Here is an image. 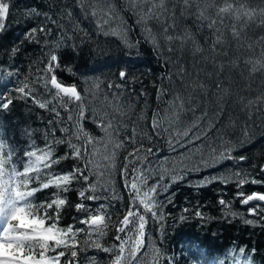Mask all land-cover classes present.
I'll return each instance as SVG.
<instances>
[{"label":"trees","instance_id":"16d2710c","mask_svg":"<svg viewBox=\"0 0 264 264\" xmlns=\"http://www.w3.org/2000/svg\"><path fill=\"white\" fill-rule=\"evenodd\" d=\"M110 2L116 5V16L105 26L108 31L105 34L104 29L97 27L96 18L82 11L76 0H9V16L5 21V30L0 33V92L7 88L15 96L14 89L20 81H35L43 74L48 49L61 41L63 47L58 53L64 68L57 70L58 78L66 84L76 83L80 89L99 82L96 98L89 97V101L98 109L103 107L109 112L111 109L106 108L105 96L113 104L124 106L126 116L114 114L117 120H123L128 126L120 138L125 139L135 127L141 133L137 140H143L145 148H153L148 166L154 170L161 166L174 167L184 176L182 180L169 183L167 191L159 196L164 205L165 219L162 223L150 221L146 238L148 257L151 258L153 247H159L164 257L173 264H240L237 253L240 247H244L246 256L255 250L250 257L251 264H264V219L249 215L247 209L252 205H241L240 200L235 198L238 191L235 183L225 186L216 182L204 187L196 186L202 179L224 176L237 169L264 179V173L260 172L261 165H264V102L259 99L264 97V71L251 73V65L245 63L264 54V26L256 22L261 18L259 10L264 8V0H247L250 7L257 9V17L246 27H242L243 21L236 22L230 18H225L223 24H217L224 42L217 46L216 51L210 50L215 39L213 31L203 27L194 16L182 14L183 5L179 0H168V11L164 16L159 21H149L158 47L147 38L137 12L130 11L124 0H105L101 7ZM32 9L40 15H34ZM67 11L72 12L71 19ZM165 21L167 25L174 24L175 28L169 27L166 33ZM233 23L241 29L238 40L231 35ZM116 26H119L121 36L111 34V28ZM40 27L51 31L45 35L39 32ZM32 28L37 29L34 39L26 37ZM184 30L195 35L204 49L202 54L194 55L191 43L180 47L165 39L169 34H180ZM125 33L127 42L122 38ZM13 48L17 49L15 53ZM169 48L172 50L169 51ZM66 68L72 71L68 72ZM122 70L127 73L124 80L119 78ZM9 71L14 73L12 77L7 76ZM109 84L122 87L109 89ZM195 85H204V88ZM37 88L38 94L50 98V94L39 84ZM176 95L184 97L186 102L190 100L195 112L182 113L180 122L171 127L165 120L162 121V128L153 129V115L170 116L169 102ZM249 101L254 103L249 104ZM51 109L52 105L40 109L30 100H19L14 101L10 110L0 111V140L8 145V150L13 151V160L18 166L25 162V152L44 148L54 139L71 138V132L75 131V114L72 113L74 120L69 121L68 111L57 106L55 111L60 112L57 117ZM202 113L207 115L201 120L199 129L194 130L200 135L199 140L189 143L186 138L173 139L169 144V133L163 128H169L170 132L173 128L182 129ZM84 127L93 135H103L87 119ZM65 128L69 131L65 132ZM225 144L232 146L234 156L243 154L247 159L243 163L228 161L198 166L202 156L207 158L211 149L220 150ZM52 146L56 155L69 151L65 144ZM127 147L131 149L132 145ZM123 161L124 153L120 152L117 170L110 178L111 188L122 199L89 202L92 208L98 203H110L109 210L115 213L113 219L125 211L129 199L119 174ZM76 163L79 161L63 160L53 170L68 171ZM80 187L76 183L72 190L64 194L68 204L61 212L62 226L75 224L76 227H83L78 223L81 213L76 212L74 207L80 202ZM242 190L246 193L264 192V185L249 183ZM53 191L38 192L35 198L37 201H49L53 198ZM220 197L231 201L237 216H225L218 203ZM185 208L188 212H184ZM195 211L202 212L205 219L195 216ZM181 216L187 219L182 221ZM245 219L258 223L247 225ZM114 235V229H109L104 242L114 243ZM107 255L93 248H82L78 260L80 264H91V258L95 256L98 264H107ZM160 264H166L163 257Z\"/></svg>","mask_w":264,"mask_h":264},{"label":"snow or ice","instance_id":"6c2138e0","mask_svg":"<svg viewBox=\"0 0 264 264\" xmlns=\"http://www.w3.org/2000/svg\"><path fill=\"white\" fill-rule=\"evenodd\" d=\"M104 3L105 0H76L77 6L87 15L96 18L97 27L104 29L105 34H108L105 26L115 18L116 5L110 2L101 7ZM124 3L130 11L138 13V21L144 24L147 38L158 47L149 21H159L164 16L168 11V0H124ZM179 3L183 5L182 14L188 13L194 16L203 27L213 31L215 39L211 42V51H216L217 46L224 42L217 27L218 23L223 24L225 18H230L236 22L243 21L242 27H246L257 17V9L250 7L247 0H179ZM31 11L34 15H40L35 9ZM66 14L71 19L72 12L67 11ZM259 15L261 18L256 22L264 26V8L259 10ZM8 16L9 0H0V33L5 30ZM169 27L174 29L175 25H167L165 21L166 33ZM50 31L45 27L39 28V32L45 35ZM36 32L37 29L32 28L26 33V37L34 39ZM111 34L121 36L119 26L112 27ZM231 35L237 40L241 36V29L237 28L236 23L231 25ZM122 38L127 42L126 33ZM165 39L177 43L180 47L191 43L194 55L204 52L195 35L188 30L176 35L169 34ZM45 44L47 45V41ZM62 47V42L57 41L48 49L43 74L35 81L30 82L27 79L20 81L19 86L14 89L15 96L11 94L12 90L7 88L0 92V111L10 110L14 101L30 100L40 109H47L49 105H52V111H55L57 106L63 108L70 113L67 116L69 121L74 120L72 113L75 114L73 124L75 131L71 132V138L54 139L44 148L25 152V162L22 166H18L13 160V151L8 150V145L0 140V264H80L78 256L82 248H93L108 254L107 264H160L162 257L166 260V264H173L170 259L164 257L159 247H153L149 258L146 238L150 221L162 223L165 219L164 205L159 199L160 194L167 191L169 183L182 180L184 176L174 167L170 169L161 166L155 170L149 167V156L153 153V148L150 146L145 148L143 140H137L141 133L135 127L125 139L120 138V134L126 131L128 126L123 120H117L114 114L120 117L126 116L124 106L120 103L113 104L105 96L106 108L111 109L109 112L103 107L98 109L89 101V97L96 98L100 89L99 82H93L90 87L80 89L76 83L66 84L58 78L57 70L64 68L58 53ZM171 50L172 48H169V51ZM12 51L15 53L17 49L13 48ZM245 63L251 65V73L264 71V54L255 60H246ZM220 69L223 70V65ZM66 70L72 71L71 68ZM13 75L12 71L7 72L8 77ZM126 77L125 71L119 72L121 80ZM37 84L50 94V98L38 94ZM107 87L119 88L122 85L109 84ZM194 87L203 89L204 85ZM163 94L161 90V95ZM259 99L264 102V97ZM169 103L171 115L161 117L159 113H155L152 117L153 129L162 128V121L165 120L171 127L180 122L182 113L195 112L190 100L186 102L181 95H176ZM248 103L252 104L254 101ZM55 114L57 117L60 116L59 111H55ZM206 115L207 113H202L182 129L177 127L170 132L169 128H163L164 132L169 133V144H172L173 139L178 141L186 138L189 143L199 140L201 137L194 130L199 129L200 122ZM86 119L95 124L103 135H93L85 128ZM64 131L68 132L69 129L65 128ZM52 144H65L69 151L63 155H56ZM127 145H132L131 149ZM120 152L124 153V161L119 168V174L129 199L125 211L113 219L115 213L109 210L110 203H98L92 208L89 202L122 199L111 188L110 179L112 173L117 170V158ZM68 159L79 163L73 164L68 171L53 170L54 166ZM246 159L243 154L234 156L232 146L225 144L220 150L211 149L207 158L202 156L198 166L216 165L228 161L243 163ZM184 167L187 168V165ZM260 172L264 173V165H261ZM106 176L108 179H105ZM166 180L168 183H162ZM216 182L225 186L230 182L235 183L238 189L235 198L240 200L241 205H252L247 209L249 215L264 219V192L246 193L242 190L244 185L249 183L264 185V179H257L250 173L237 169L224 176L202 179L196 186L204 187ZM76 183L81 185L78 191L80 202L74 207L76 212L81 213L78 223L83 227H76L75 224L62 226L61 212L68 204V198L64 194L72 190ZM48 189L54 190L53 198L49 201H37L36 194ZM98 193H110V195ZM218 203L222 206L225 216H237L232 210L230 200L220 197ZM184 212H188V209L185 208ZM194 215L201 220L205 219L200 211H195ZM185 219L187 217H180L182 221ZM244 223L255 225L258 221L245 219ZM109 229L115 231L112 244L104 242ZM245 251L244 247L238 249L240 264H251L250 257L255 250L253 249L248 256L245 255ZM91 264H98L95 256L91 258Z\"/></svg>","mask_w":264,"mask_h":264}]
</instances>
